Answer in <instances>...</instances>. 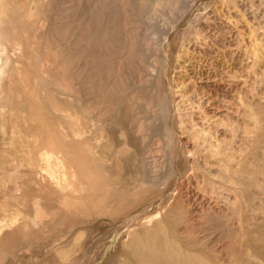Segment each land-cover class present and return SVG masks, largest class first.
<instances>
[{"label": "bare ground", "instance_id": "1", "mask_svg": "<svg viewBox=\"0 0 264 264\" xmlns=\"http://www.w3.org/2000/svg\"><path fill=\"white\" fill-rule=\"evenodd\" d=\"M186 1H178L185 7L149 54L139 46L138 19L174 0H0V264L10 263L4 253L21 248L26 225L11 211H29L34 195L50 197L60 216L47 231L40 228L46 220L41 230L34 223L33 232L58 235L55 263L264 264V100L254 102L252 118L246 114L254 125L243 128L241 145L235 125H226L234 138H219L212 128L225 117L216 106L222 82L199 74L197 65L187 69L191 49L184 46L172 105L163 43L201 0ZM248 2L257 12L264 7V0ZM204 21L192 46L204 32L217 34L214 22ZM238 77L227 78L229 89L248 85ZM33 202L30 216L41 211ZM140 209L147 212L129 218ZM100 220L110 227L87 246Z\"/></svg>", "mask_w": 264, "mask_h": 264}, {"label": "rangeland", "instance_id": "2", "mask_svg": "<svg viewBox=\"0 0 264 264\" xmlns=\"http://www.w3.org/2000/svg\"><path fill=\"white\" fill-rule=\"evenodd\" d=\"M178 1H182V0H178ZM178 1L174 0L173 3H170L171 5L168 4L167 2L165 3L166 5L162 4L161 8L159 7L160 8L159 12L157 13L155 11V14H153V16L151 18L148 17V15H147V14L151 13V11H148V13L146 12V13L143 14L144 16L146 15L148 18H144L143 15H142V17L140 16V19H138V20H141V18H143V20H141L142 24L139 22V24L137 25L138 30L136 29V31H137V36H138V40H139V46L141 47V49H144V51H146L149 54L153 53V51L156 50L154 48H155V46L156 47L158 46L157 45L158 42L160 43V41H162V39L169 33V32H167V29L170 31V29L173 26V23L171 22L172 21L171 20L172 19L171 15L175 12V10L177 8L179 9V7H181L180 9H182V7L184 6V5L183 6L181 5L182 2L179 3ZM184 1H186V0H184ZM193 2H194V0H191V1L188 0V2L187 1L183 2V4L185 3V5H186L187 3H191V5H192ZM176 4L177 5L179 4L181 6H179V5L177 6ZM249 4L250 3L248 2V0H235V5H233V0H231V1L229 0V2H227V3L225 2V4H224V1H222V0H201V1H199L191 9V11L188 13L186 18H184V20L180 23V25L178 26L176 31H174V34L171 33L170 39H167L166 41H164L163 44L166 47V52L162 55L164 57V61L167 63V73H168V75H167L166 84H167L168 88L171 89L170 96H171V100H172V103H173L172 105L173 106H175L176 101H177L176 92H175L176 90L174 89L175 88V86H174V78L181 74L180 71H179L180 68H178V65H179L178 63L182 61L179 58L180 57L179 55H183L182 53L184 52V46L185 47L188 46L189 50L191 49L189 54H188L189 55L188 60L185 63L186 64L185 66L187 67V69H190V71H192L193 67L191 65H193V64L197 65L196 68H198V70L197 69H195V70L198 71L199 74L201 72V73H206V75H207V72H209L211 75H214V77H213L214 79L219 80L220 82H222L221 83L222 85L218 86V91L217 92L215 91V93L219 94V98H218V100H219L218 103L219 104L217 103L216 106L219 105L217 107L220 108L219 111H217V116L219 117V114H220V117L221 116L222 117L225 116V117L223 118L224 119L223 121H220V123H222V124H220L218 126H214L213 127L214 129L212 128V131L213 132H217V134L220 135L219 138L220 137L222 139L226 138V140H227L228 138H232V137L234 138V135L232 136L231 132L230 133L228 132L229 135H231V136H229L228 133L226 132V131L229 130V127H228V130H226L227 126L235 125L233 127L236 128V126H237V128L235 129L236 132H233V133L235 135L238 134L237 136H235V137H237L235 140H237L236 143H238L240 145H241L240 138H243V137L246 136V135L244 136V134H246V132L244 134L242 133V132L245 131L243 128L249 127L252 124L254 125V122H251V121H254V120L249 119V117L252 118L251 113H249V112H251V110L253 112L255 106L258 105L259 103L263 102V100H264V98H261V97L264 96V95H262V94H264V79H263L264 78V72H263L264 71V65H263L264 64V60H263L264 59L263 58V56H264V42H263L264 41V35L263 34L264 33L262 34V32L264 31V28H260L262 26L264 27V7L261 6L260 9H259L260 11L258 10V12H257ZM257 4H258V2H257ZM169 6L171 7V9H169L170 8ZM163 8H165V9H163ZM161 9L163 11L160 14ZM148 10H150V9H148ZM255 12H257V16H256V14H254ZM253 14L256 17H258V18L255 19ZM149 15H152V14H149ZM204 19L205 20L207 19V21L211 20V21L214 22L212 24H213V27L217 29V30L215 29V32L217 34L216 35L213 34L215 37L214 36L211 37V34H209V35L207 34L208 35V37H207L205 35L207 32H204V33L202 32L203 33L202 36H205L204 37L205 39H200V40H203V41H201V42L199 41L200 43L198 42L199 45L197 44V46H196L197 48H196L195 46H192V43L189 44V41L192 39L191 36H192V34H193L195 29L197 30L198 27H199V29H203L204 28V25H206ZM230 20H231V22H230ZM234 21H235V23H234ZM254 26H255V28H254L255 34H256V30H257V34H259V35H255L254 31H251V28L253 30ZM257 27H258V29H256ZM165 29H166V32H165ZM259 32H261V35H260ZM223 33H224V36L222 37ZM163 35H164V37H162ZM255 36L257 37V40H255L256 39ZM145 42H149L152 45L153 50H152V48L150 49V51L146 50L147 47L145 48V46H150V44L147 45L148 43H145ZM152 42L153 43L155 42V43L153 44ZM165 42H166V45H165ZM143 44H144V48H143ZM150 47H148V48H150ZM194 47L196 48L195 50H194ZM256 49L258 50V52H259V50L261 51V53L263 52L262 53L263 55L260 54V55H262V56H260L258 54L259 57L256 56L254 54ZM192 50L194 52H192ZM198 50L200 51V53H199ZM249 53H250V55H249ZM193 56H195V57H193ZM255 57L256 58L258 57L257 59L259 60V62L256 60ZM192 60H194V61H192ZM252 60H254V61H252ZM196 61L199 62V63H197ZM195 62H196V64H195ZM250 62L252 63V66H251ZM254 63H255V66H254ZM257 64H258V66H257ZM189 66H190V68H189ZM247 66H249V67L251 66L252 68H249ZM261 66H263V68ZM141 69H142V67H141ZM251 69H253V70H251ZM142 71H143V69H142ZM251 71L254 74L257 73V72H259V73H257L258 75L255 74L256 75L255 76V75H253V73H251ZM143 72L145 73V71H143ZM176 74H179V75H176ZM259 74H261V75H259ZM234 76H236V78H237V76H239L241 79L242 78L246 79L247 80L246 84L248 83V85H244L243 87L241 86V84L237 85V87L235 85H233L231 87L232 89H229L228 88L229 86H227V85L230 84V82L232 81L231 79H233V80L236 79ZM261 76H263V78H262L263 81L259 80V78ZM239 77H238V79H239ZM254 77H256V78H254ZM227 78L229 79L230 82L228 81ZM251 80H253V81H251ZM259 82H261V84ZM231 83H233V82H231ZM241 87L243 89H241ZM215 89H217V88H215ZM250 89L253 92L250 91ZM249 91H250L251 95H250ZM256 92H257V94H256ZM253 94H256V95H253ZM257 98L259 100L262 99V101H259V103H258L257 102L258 101ZM255 101L257 102V104L255 103L256 105L254 104ZM250 103H252L251 104L252 107L250 106ZM249 107L251 109H249ZM239 108L242 109L243 111L240 110ZM244 110H246L247 112L244 111ZM174 115L176 116V113ZM227 115H228V117H227ZM226 118H229V119L227 120ZM197 121H199V119H197ZM218 121H219V119L217 121L212 120L211 123L215 122V124H217ZM224 121L225 122L227 121L225 125H224V123H225ZM233 122L236 123V124H234ZM247 122H248V124H246ZM172 124L174 125L173 128L174 127L178 128V122L176 120H173ZM243 124H245V126ZM246 125H249V126H246ZM209 128H211V126ZM175 130L178 131V129H175ZM222 134H223V136H222ZM247 134L251 135L252 133L251 132L250 133L247 132ZM241 135H243V136L241 137ZM227 141H229V140H227ZM242 144H243V142H242ZM182 152L180 154L181 157L179 156L180 159L178 158V163H179L178 166H179V168L181 170L185 169L186 166H187L186 159H185L186 154H184L185 153L184 151H182ZM14 156H16V155L14 154ZM26 156H29L27 158H30L31 154L30 155L26 154ZM25 163H28V161L25 162ZM25 166H22L23 168L22 167L20 168V172L21 173L27 171L28 168L26 169L27 166L26 167ZM26 186H25L26 187L25 189H27L28 186H29L28 191H32L33 193L38 192V189L35 188L34 185H28V183H27ZM33 186H34V188H33ZM34 189H36V190H34ZM11 198L12 197H10V199L8 197H5V198H3L4 199L3 201L4 202H8V203L12 202V201H9V200H11ZM45 200L43 198L41 199L37 195H34L33 199H31V202H30V206L32 205V207L30 208L31 210L29 209V211L27 210V212H26L24 209H19L18 208L19 209L18 210L15 207L16 208L15 209L16 212L19 213V214H16L15 210L11 211V212H13L12 213L13 215H11V216L15 217L17 215L18 216L17 218L19 219V221L21 223H23V225H25V224L26 225L20 231V238L22 240L21 248L18 251H16V252L13 251V252L4 253L5 254L4 257L6 256L5 258H3V259H5L4 261H9L10 262L9 264H46V263L47 264H59L60 263L59 261H57L58 263H55L56 261H55V259H53L52 253H51V251L52 252L54 251V249H52V247H53V245L55 243H57L54 240H55V237H57L58 235L56 234V236L53 237V236H50L51 235L50 233L49 234H44V232H43V234H42L41 231H40V233L42 235L41 234L38 235V233H35V234L33 233L36 230L35 226H34V223L37 226L36 228H38L39 230H41V229L43 230L44 229L43 231H47V229H49L50 226H53V224L59 222L58 219L60 218V216H57L56 215L57 214L56 210L53 209L55 207V204H52V202L54 203V201L51 200L50 197L45 199ZM33 201L34 202H37V201L39 202L40 205H39V207L38 206L37 207L39 209L41 208L40 209L41 211L38 212V215H35L37 218H35V216L31 215L32 217H34V219L32 220V217L30 216V214H33V207L36 206L35 204L33 206V204H32ZM43 202H44L45 205L43 204ZM146 212H147L146 210L140 209L139 211L133 213L129 218L131 219L132 217H134L136 215H140V214H143V213H146ZM23 219L25 221H23ZM35 219H36V221H35ZM37 219H38V221H37ZM41 219H42V221H41ZM45 220L47 222H44ZM28 221H29L30 224L28 223ZM40 221H41V223L44 222V224L41 225ZM104 221H106V220H100L98 223H96V225H94V230L96 231L95 236L93 238L88 237V236L86 238H84V244H86L87 246H91V245H93V243L95 241H97V240L102 238V236L105 234V232L110 227V225L107 224V223L103 224ZM45 223H46V225H45ZM43 225H45V226L48 225V226L46 228ZM32 226H34V227H32ZM39 226H40L41 229L39 228ZM59 226H60V224H59ZM79 230H81V229H79ZM79 230L76 229V231H74L73 234H76ZM36 235H38V236L41 235V236L38 237ZM79 261H82V260L80 259ZM79 263L80 262L77 261L76 263H73V264H79ZM60 264H62V263H60Z\"/></svg>", "mask_w": 264, "mask_h": 264}]
</instances>
